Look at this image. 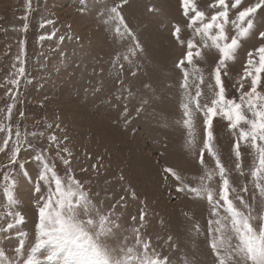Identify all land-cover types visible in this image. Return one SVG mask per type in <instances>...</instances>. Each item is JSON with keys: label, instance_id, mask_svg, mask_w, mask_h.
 <instances>
[{"label": "rangeland", "instance_id": "1", "mask_svg": "<svg viewBox=\"0 0 264 264\" xmlns=\"http://www.w3.org/2000/svg\"><path fill=\"white\" fill-rule=\"evenodd\" d=\"M258 2L241 0L232 7L235 0H227L229 23L224 27L229 39L247 27L248 19L252 21V28L239 40L235 58L221 69L224 96L237 103L251 88L252 78H244L248 54L252 52L258 59L255 50L264 46L260 37L264 6L243 23L238 13ZM120 3L0 0V127L4 128L0 131V147L4 148L0 151V229L15 224L10 230H0V251L5 253L0 264H22L37 243L39 207L49 191L47 182L39 179L43 166L37 157L54 166L61 178L70 169L94 206L110 215V246L119 247L125 240L133 244L139 229L142 239L150 240L151 248L166 257L168 264H218V259L209 231V221L217 218L212 215L213 206L206 195L178 191L180 182L166 168L189 186L207 183L218 193L222 184L218 158L233 203L245 215L251 211L254 227L264 225V177L252 176L258 153L240 138V128L248 125L232 128L222 115L213 116V156L205 147V111L196 110L194 103L189 105L192 136L184 124V77L176 65L187 51V41L194 39L202 54L194 56L192 65L185 62L190 73L188 91L195 96L199 86L201 106H211L219 92L214 74L219 51L203 47L200 37L194 35L199 24L188 27L194 13L185 16L181 0H127L120 12L139 41L136 48L126 33L117 35V24L111 21L109 10ZM194 3L205 13L204 22L223 10L212 6L215 0ZM149 7L154 11L149 12ZM176 26L183 45L173 36ZM257 91L264 94V73ZM244 111L251 119V113ZM9 126L11 139L4 147ZM17 147L20 151L13 162ZM65 159L70 164H64ZM206 171L212 173V179L201 181ZM9 211L19 213L23 223L6 216ZM219 211L225 214L223 209ZM21 242L23 248L17 251ZM232 242L236 243L235 238ZM47 254V248L36 253L38 264H64L59 257L47 260Z\"/></svg>", "mask_w": 264, "mask_h": 264}, {"label": "snow or ice", "instance_id": "2", "mask_svg": "<svg viewBox=\"0 0 264 264\" xmlns=\"http://www.w3.org/2000/svg\"><path fill=\"white\" fill-rule=\"evenodd\" d=\"M127 3V0H121L109 10L111 21L116 22L115 32L117 35L127 34L128 37L135 41V47L139 48V41L136 40L131 29L124 24V18L120 12V8ZM184 15L188 16L190 12L194 13L189 20V28L194 25L199 26L194 28V35L200 37L203 47H214L220 53V59L215 68V81L219 87L216 99H213L211 106L199 103L201 92L199 86L195 96H192L189 89V71L185 68L187 64H193V58L200 57V47L194 39L187 41V51L184 57L177 63L176 67L183 72V83L181 87L185 90L186 102L182 104L184 108L185 126L189 128V135H193V120L192 109L190 104L194 103L196 110H204L207 117L205 123L208 126L205 147L209 153L215 155L211 146V122L215 115H222L230 122V127L237 128L241 124L248 125V128H240V138L246 142H250L258 153L257 167L253 170L254 178L264 177V94L257 91L261 81V74L264 73V46L255 50L257 57L250 52L248 63L246 66L245 77H251V88L248 92L241 96V102L228 100L224 96V89L221 81V69L226 67V61L235 58V52L239 47L240 38L246 36L252 28V21L247 20V27H242L239 30L238 36H232L230 39L226 34L224 25L229 23L228 20V3L227 0H215L214 7H220L223 10L212 15L210 20L205 21V13L197 10L194 0H181ZM241 3V0H235L232 7H236ZM264 6V0H259L254 6H250L238 13V20L243 23L246 18L250 17L259 8ZM149 12L154 11L151 7ZM107 23V21H106ZM235 24V21H232ZM121 26L124 32H121ZM215 29V32L213 30ZM180 28L176 26L173 30L174 38L183 45L185 42L181 40ZM260 37L264 38V32L260 33ZM208 41H211L209 45ZM130 49L129 51H133ZM124 59H128L127 56ZM23 74L24 69H19ZM198 71V70H197ZM226 74V73H225ZM203 83V76L199 77ZM243 87V85H241ZM251 113V119L245 115L244 109ZM11 108H9V117ZM0 131L4 128L0 127ZM12 130L8 127V139L4 141V147H7L11 139ZM19 132L16 136L19 137ZM54 140L55 137H52ZM260 143H257V142ZM191 143V141H190ZM237 156H239V144L236 145ZM4 148L0 147V151ZM20 149L17 147L13 152L12 160L15 162L16 156ZM67 151V149H65ZM42 161L43 171L39 175L41 181H46L49 187L47 197L43 198V206L39 207V223L37 224L38 236L37 243L31 249V255L28 256L22 264H38L36 253L43 248L48 249V254L45 257L49 261L61 258L64 264H168L166 257L161 258L151 248L150 240H143L140 236L139 229L135 230L134 243L128 244L125 240L119 246H110L107 243V238L112 233L113 221L110 215L102 214L101 210L94 206L89 194L85 191L81 182L71 174L69 169L66 173V178H61L57 175L54 166H50L42 157H37ZM201 164L203 161V151L201 152ZM64 164H70V161L64 160ZM216 166L218 174L222 181L219 192L216 193L207 183H202L198 187H192L183 182V179L176 174L172 169L166 168L165 172L171 174L180 185L178 191H188L195 194L196 197L206 195V198L211 204L212 215L217 217L214 221H209V231L213 233L211 248L215 252L218 264H264V225L254 227L252 224V215L249 211L245 215L240 211L233 200L230 198L229 180L225 174V169L216 158ZM23 168V165H20ZM239 167V165H237ZM205 178L212 179V173L206 171L205 176L200 177L201 181ZM5 181L9 180L6 175ZM14 181L12 184L14 185ZM259 187V185H257ZM39 187L36 191H39ZM246 190V189H245ZM264 193V189H262ZM134 195V194H133ZM9 199H12L9 195ZM221 201L223 203H221ZM240 203L245 204L240 198ZM247 207V205H245ZM220 209H223L224 215L220 214ZM6 216H12L16 223H23V217L19 213L11 211L6 213ZM144 214L141 213V221ZM135 219V218H133ZM216 227L213 228L212 225ZM15 227L14 223H8L6 229L10 230ZM118 227V225H117ZM235 238L236 243H233ZM23 242H21L17 251L22 250ZM5 257V253L0 251V259Z\"/></svg>", "mask_w": 264, "mask_h": 264}]
</instances>
